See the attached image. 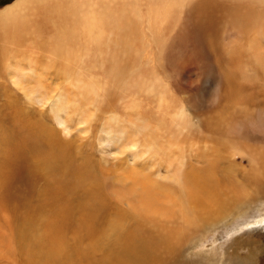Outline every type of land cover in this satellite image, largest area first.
I'll return each instance as SVG.
<instances>
[{
	"label": "bare ground",
	"instance_id": "bare-ground-1",
	"mask_svg": "<svg viewBox=\"0 0 264 264\" xmlns=\"http://www.w3.org/2000/svg\"><path fill=\"white\" fill-rule=\"evenodd\" d=\"M0 33L4 60L25 41L46 53L72 93L59 108L110 110L98 139L118 155L110 172L7 103L0 211L26 258L183 264L178 246L264 205V0H14ZM96 234L108 247L94 259Z\"/></svg>",
	"mask_w": 264,
	"mask_h": 264
},
{
	"label": "rangeland",
	"instance_id": "rangeland-1",
	"mask_svg": "<svg viewBox=\"0 0 264 264\" xmlns=\"http://www.w3.org/2000/svg\"><path fill=\"white\" fill-rule=\"evenodd\" d=\"M13 1L0 0V11ZM10 45L6 35L0 33V53L2 48L10 50ZM23 47L26 50L19 52L20 56L16 53L15 60H4L0 57V113L6 114L10 107L7 106V103L13 105L17 103L18 99V102L20 101L21 105L26 107L25 109H29L31 113L40 117L39 119L46 121L57 135L62 139L69 140L73 153L78 148L81 151L86 150L93 154L94 159L102 161L106 170L114 172L112 170L114 167L113 156L118 155L112 153L113 144L106 142L101 144L98 139L99 135L104 136L101 132L102 125L105 122H111L110 110L106 112L94 109L92 106H84V112L67 113L65 108H59L55 96L57 93L63 92V96L67 97L65 101L68 102L70 97L69 102H71L70 86L57 73V67L47 68L44 65L46 53L42 52L39 45L32 41H25ZM23 54H26L27 59ZM16 62H18L17 65ZM7 91L12 92L11 96L7 95ZM100 98L96 97L97 100ZM76 100L82 105L79 98ZM12 101L14 103H11ZM121 106H125V104H121ZM89 107L93 113L89 117L85 116L87 119L85 121L81 117L88 114ZM103 161L106 165L103 164ZM11 217L12 215L9 216L0 211V264H39L37 250L34 247H28L31 256L26 258L23 250L17 251V244L12 243L13 229L9 227L10 221H12ZM44 232L46 235V230ZM35 234L36 231H32V235ZM95 236L94 240H87L85 244L87 247L92 246L94 242L98 244L94 251V259L99 258L101 252L108 247L104 239L97 234ZM173 258L180 260L183 264L192 262H195L194 264H264V205L250 206L244 209L241 214L230 216L224 221L208 227L204 232L196 234L189 242L184 243L181 247L178 246ZM61 264L73 263L63 258Z\"/></svg>",
	"mask_w": 264,
	"mask_h": 264
}]
</instances>
